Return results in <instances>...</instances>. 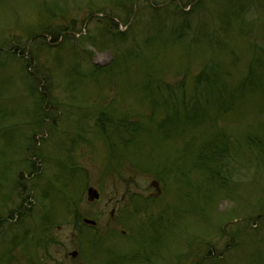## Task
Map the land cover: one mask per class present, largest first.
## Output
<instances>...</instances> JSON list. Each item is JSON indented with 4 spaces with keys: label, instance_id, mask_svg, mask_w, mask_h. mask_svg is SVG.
<instances>
[{
    "label": "rangeland",
    "instance_id": "1",
    "mask_svg": "<svg viewBox=\"0 0 264 264\" xmlns=\"http://www.w3.org/2000/svg\"><path fill=\"white\" fill-rule=\"evenodd\" d=\"M134 2L0 0V108L13 112L0 123L11 140L0 145V163L14 168L12 184L0 181V264H264V151L245 141L264 132V77L255 82L256 94L243 95L245 103L235 101L229 111L205 106L207 120L188 129L182 112L165 120V104L144 93L151 70L152 90L184 80L189 94L213 58L227 86L236 83L251 49L264 52V0H234L230 7L226 0ZM94 7L103 9L100 17ZM227 9L231 31L218 40L225 38L230 52H210L199 30L223 29L219 15ZM160 31L165 44L153 41ZM28 60L31 76L48 81L41 89L48 117L40 123L33 95L17 78L16 61ZM166 121L177 124L176 132ZM214 125L229 144L218 174L201 162L193 168V155L181 151L192 141L195 153ZM141 158L160 159L166 182L143 172L152 166ZM31 187L26 203L18 192ZM184 187L192 196L181 201ZM150 195L156 201L145 206ZM20 208L32 214L19 219ZM37 237L39 247L29 246Z\"/></svg>",
    "mask_w": 264,
    "mask_h": 264
},
{
    "label": "trees",
    "instance_id": "2",
    "mask_svg": "<svg viewBox=\"0 0 264 264\" xmlns=\"http://www.w3.org/2000/svg\"><path fill=\"white\" fill-rule=\"evenodd\" d=\"M226 1H227V4H229L228 5L229 7L232 6L234 3V0L233 1L226 0ZM250 1L253 2V0H250ZM191 12L192 10H190L188 13H183V14L186 15ZM229 12H231L230 9L222 10L220 12L219 16L220 18H222L223 29L222 28L220 30L216 29L215 32H208V31L203 32L201 29L199 30V33L201 35L200 37L203 38V40L206 43V48L210 52H212V50H214L215 48L219 50H225L226 53L228 54L230 52V49L227 47L228 42L226 41V39L224 38L222 42L218 40L219 35L225 33L226 31H228L227 32V35H228L229 31H231L230 27L227 28V24L228 26H230L229 22L231 21ZM235 18L237 20V17ZM41 30L46 31V28H42ZM41 30H37V31H41ZM220 32H223V33H220ZM159 33L160 34L152 37L153 41H157L159 43L165 44L167 41L166 38L164 37L165 32L160 31ZM263 35H264V30H263ZM177 39L179 38L175 36V39L173 40H177ZM0 45L2 46L5 45L2 42V40H0ZM257 47L258 46L251 49V51L253 50V53H252L253 57L247 64L245 74L241 76V78H239L236 83L230 84V86H227V84L224 82V79H226L224 68L222 69L220 65H218V62H216V59L213 58L214 61L206 63L202 71L195 76L194 81H193L192 90L189 94L186 90V84L184 83V80H180L176 83L161 82L156 85L155 90H152L151 87H153V83H154V74L151 70L148 72V76H147L148 79L146 82V87L144 86V89H145L144 93L149 92L150 95L151 93H154L157 96V102H160L161 104H165L164 105V109L166 112L165 120H168V118H170L171 116H175L176 111L178 109L180 113L182 112L183 118L185 119L184 123L186 124L185 126L187 129L194 125L199 126L200 121L205 122L207 120L206 115L208 114L205 111V106L206 107L208 105L214 106L216 110L218 111H220L223 108L225 109V111H229V109L232 108V105L234 106V103H236L235 101L240 102L242 99V102L245 103L246 97H243V95L248 94L250 96V94L251 95L256 94L255 87L257 86H255V82L258 81L259 78L264 77V55H263L264 52L261 53L262 51L260 50L261 51L260 52L259 49H257ZM16 49L12 50L11 54L13 53L16 54ZM18 53L21 54L20 51H18ZM128 55L135 57L137 54L132 55V52L128 51ZM19 59L20 58H18V60ZM210 59L212 60V58ZM16 62L18 63L20 62L19 66L22 67L20 74L18 73L19 76L17 78L19 82L21 81L24 88L25 87L28 88V89L25 88L28 91V93L33 95L34 98H30V100H32L31 106L35 105V108L40 110V115H39L40 116L39 123H40L41 119L48 117V114H46L43 110L44 108L42 109L41 107V104L44 103L45 101L44 94H43L44 92L43 91L41 92V89H42V86L44 85V82L48 83V81H44V75H42L40 79L38 78V76L37 77L31 76L32 75L31 72H28L27 70V67L31 65L30 60L24 61V62L22 61H16ZM149 69H152L151 66L149 64H145L146 71H144V73H147ZM257 69L262 70L261 72L263 76L257 75L254 77L255 75L254 73L255 71H257ZM151 76L153 77L152 79H150ZM3 81H5V79H3ZM80 81H82V78H80ZM38 91H40V93ZM34 94L36 95L40 94V98L35 99ZM82 102L85 103V101H82ZM8 111L9 109L8 108L6 109V107L0 108V123H3L6 120H10L12 118L13 112L11 111L7 113ZM106 116H108V114L105 111V117ZM96 119H97V122L103 119L101 113H100V116L97 114ZM165 125L169 131L176 132L175 126L177 124L168 125L166 121ZM215 126L216 125H214L213 127L214 131L209 138L206 139L205 137H200L202 147L201 148L199 147L198 149H196L195 153H193L195 143L192 141L188 149L184 148L181 151L184 154H188V152H190L193 155V164H192L193 168H197L198 165H196V163L198 164L201 162V168H205V166L210 167L215 172V174H218L217 164L219 162V155L222 152V149H225V146H228L229 144L227 140L228 136L225 134L226 133L225 130H222V129L216 130ZM3 133H4L3 129L0 128V145H2V143L9 144L11 140H9V138L8 139L5 138ZM6 136H8V134H6ZM263 137H264V132L256 134V135L255 134L250 135L249 133L245 137V141H248L249 139L250 143L248 147L255 148L256 150L259 151V153H262L264 151V141L262 139ZM198 138L199 137H195V138L192 137L190 139H198ZM190 139H188V141H190ZM184 141L185 139L181 141V144H183ZM0 156H4L1 146H0ZM125 157L126 156H123V158ZM0 162H1V157H0ZM140 162L149 164L152 166V167H146L145 169H143L144 170L143 172L152 171L157 175V177L160 180L164 179V181L166 182L167 178L163 176V174H158V170H160L161 167H163L162 164H160L162 162L160 159L141 158ZM204 163L206 165L202 166L204 165ZM13 171H14V168L11 166H8L7 161L4 159L3 162L0 163V181L2 180L1 178L2 176L3 178L6 177L5 180L7 183L11 181V184H12L13 180L10 177V175L13 173ZM215 174L212 173L213 177H215ZM185 176H188V175H185ZM188 184H190V182H188ZM34 189L35 188L31 187L26 192V194H22V195H21V192L19 191L18 192L19 197L25 199L24 201L26 203L30 202L29 198H30V195H32V191H34ZM179 192H180V195L177 194V197L181 201L189 200L192 196L191 193L187 189H185V187H184V190H181L180 188ZM34 196L36 195L34 194ZM147 205L148 204H146V206ZM20 207L24 208V204H22V206ZM21 208L18 212L19 219H21L22 214L23 215L26 214L28 216L32 214L28 212V209L21 211ZM159 216H160V213H159ZM40 243H41V240H39L38 237L35 238V241L34 240L32 241V239L29 240V246H33V247L36 246V248L39 247ZM146 261L148 260L146 259Z\"/></svg>",
    "mask_w": 264,
    "mask_h": 264
},
{
    "label": "water",
    "instance_id": "3",
    "mask_svg": "<svg viewBox=\"0 0 264 264\" xmlns=\"http://www.w3.org/2000/svg\"><path fill=\"white\" fill-rule=\"evenodd\" d=\"M89 192L91 193L92 192V196L93 197H97V193L93 190V189H89ZM86 222H89V223H93L91 220H86Z\"/></svg>",
    "mask_w": 264,
    "mask_h": 264
},
{
    "label": "bare ground",
    "instance_id": "4",
    "mask_svg": "<svg viewBox=\"0 0 264 264\" xmlns=\"http://www.w3.org/2000/svg\"><path fill=\"white\" fill-rule=\"evenodd\" d=\"M152 199H156L155 197L152 196ZM165 209L163 210V213H164ZM160 216H163V213L160 211Z\"/></svg>",
    "mask_w": 264,
    "mask_h": 264
}]
</instances>
